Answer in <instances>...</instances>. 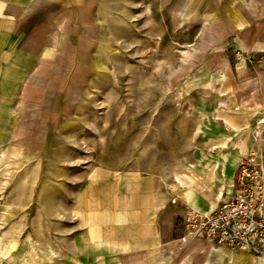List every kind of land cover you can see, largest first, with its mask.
Returning a JSON list of instances; mask_svg holds the SVG:
<instances>
[{"label": "rangeland", "instance_id": "rangeland-1", "mask_svg": "<svg viewBox=\"0 0 264 264\" xmlns=\"http://www.w3.org/2000/svg\"><path fill=\"white\" fill-rule=\"evenodd\" d=\"M43 1V41L14 58L34 71L0 91V264H116L153 237L176 264L199 240L187 212L217 207L264 150V50L239 37L260 0ZM202 243L187 264H222Z\"/></svg>", "mask_w": 264, "mask_h": 264}, {"label": "crops", "instance_id": "crops-1", "mask_svg": "<svg viewBox=\"0 0 264 264\" xmlns=\"http://www.w3.org/2000/svg\"><path fill=\"white\" fill-rule=\"evenodd\" d=\"M48 8L43 0H0V91L6 89H18L19 91L20 89L22 82L14 85V81H10L7 74L34 71V69L31 71L22 69L23 63L14 60V58L23 59L29 58V56L34 58V55H31L35 52L33 48L35 49L38 41H43L40 37H43L48 31L45 28V23L39 29L40 32L37 33L34 29L41 23L43 12ZM253 10H255L254 13ZM243 16L245 18L241 20L249 27L239 33L243 44L242 50L246 57L254 59L255 53H260L264 50V0L255 1L254 6ZM29 46L33 47L32 52H30ZM29 52L31 53L30 55ZM33 64L35 67L37 62H33ZM10 101L9 94L0 93V122L7 121L10 118L9 116H11L9 110ZM262 104L264 102L257 103V105ZM2 137L7 136L2 135ZM92 232L93 238H100V228H94ZM153 239H155L154 242ZM153 239L150 241L147 238L140 243L138 241V244H140L138 248L118 253L116 264H172L170 247H167L166 244H158L157 237H153ZM202 241L201 239L192 241L177 255L176 258L179 259L184 258L186 254L188 255L184 263L182 261L181 264L188 263L190 251L193 248H204ZM125 244L127 243L125 242ZM120 245L123 246V243L121 242ZM238 264H264V257L246 253Z\"/></svg>", "mask_w": 264, "mask_h": 264}, {"label": "built area", "instance_id": "built-area-1", "mask_svg": "<svg viewBox=\"0 0 264 264\" xmlns=\"http://www.w3.org/2000/svg\"><path fill=\"white\" fill-rule=\"evenodd\" d=\"M184 241L202 239L215 249L264 255V150L254 149L238 165L232 191L209 211L185 216Z\"/></svg>", "mask_w": 264, "mask_h": 264}, {"label": "bare ground", "instance_id": "bare-ground-1", "mask_svg": "<svg viewBox=\"0 0 264 264\" xmlns=\"http://www.w3.org/2000/svg\"><path fill=\"white\" fill-rule=\"evenodd\" d=\"M73 2L75 3V2H77V4H79L80 3V0H73ZM123 2V1H122ZM111 3V2H110ZM109 3V4H110ZM126 3V2H125ZM128 3V2H127ZM123 4V3H122ZM194 4V3H193ZM126 5V4H125ZM114 6V5H113ZM192 7V6H191ZM107 9V8H106ZM114 8H112V10H113ZM189 10V9H188ZM188 12V11H187ZM98 14H99V17L101 18H103V17H105V13L104 12H101L100 13V11L98 12ZM129 17V16H128ZM119 20H122L121 18H118ZM114 34V33H113ZM109 36V35H108ZM118 36V35H117ZM26 80H27V78H25L23 81H22V83H25L26 82ZM21 83V84H22ZM259 123H261V122H259ZM240 130V129H239ZM10 131V130H9ZM13 133H11V134H9L8 136H7V138H6V141L8 142L7 143V145L9 146V141H10V136L12 135ZM240 144V143H239ZM224 145V144H223ZM244 145H245V141L244 142H242V144L240 145V146H242L243 148H244ZM8 146H6V147H4L2 150H3V152L4 151H6V149H8ZM243 150V149H242ZM245 150V149H244ZM2 152V153H3ZM186 168V167H185ZM192 173V172H191ZM180 174V173H179ZM186 178V177H185ZM187 179V178H186ZM203 183V182H202ZM187 184V183H186ZM185 184V185H186ZM45 187L46 186H43V192H45ZM175 189V188H174ZM194 190V189H193ZM188 191V190H187ZM41 195V194H40ZM43 196H45L44 194H43ZM185 196H186V198L187 199H190V197H191V195H190V193L189 192H186L185 193ZM220 200V199H219ZM212 203V202H211ZM213 204V203H212ZM56 206V205H55ZM57 207V206H56ZM57 211V210H56ZM193 249H197L196 247L195 248H193ZM192 251V250H191ZM191 251H190V253H191ZM246 253H248V252H246V251H233V250H231V249H215L214 247H212V256H213V258H214V260H216V261H218L219 263H222V264H238L239 263V261L241 260V259H243V257L246 255ZM189 254V253H188ZM1 256V255H0ZM187 254H186V256H184V258H176V264H181L182 263V261H183V263H184V261L186 260V258H187Z\"/></svg>", "mask_w": 264, "mask_h": 264}]
</instances>
